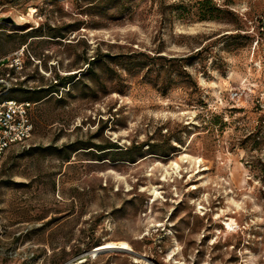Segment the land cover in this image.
Instances as JSON below:
<instances>
[{
	"label": "rangeland",
	"instance_id": "1",
	"mask_svg": "<svg viewBox=\"0 0 264 264\" xmlns=\"http://www.w3.org/2000/svg\"><path fill=\"white\" fill-rule=\"evenodd\" d=\"M212 1L0 0V100L34 103L0 264H264V0Z\"/></svg>",
	"mask_w": 264,
	"mask_h": 264
},
{
	"label": "built area",
	"instance_id": "2",
	"mask_svg": "<svg viewBox=\"0 0 264 264\" xmlns=\"http://www.w3.org/2000/svg\"><path fill=\"white\" fill-rule=\"evenodd\" d=\"M32 105L28 100L15 98L0 100V166L12 146L24 145L32 137L34 132L30 115Z\"/></svg>",
	"mask_w": 264,
	"mask_h": 264
},
{
	"label": "trees",
	"instance_id": "3",
	"mask_svg": "<svg viewBox=\"0 0 264 264\" xmlns=\"http://www.w3.org/2000/svg\"><path fill=\"white\" fill-rule=\"evenodd\" d=\"M203 2L205 3V6L207 7V9L209 10V12H213L216 10H220L215 3H213L212 0H203ZM13 73V72H12ZM75 73L73 74H68L65 76H61L60 74L56 73V82L53 84H50L48 87H38V88H33V89H29L35 96H40V93H45L43 96H41L39 99L48 96L49 94H51L52 92H56L58 93L60 90V87H66V85L70 82L75 81ZM3 87H5V83L1 84ZM10 88V87H8ZM6 99V98H5ZM31 101V100H28ZM32 102V101H31ZM32 104L34 105V103L32 102ZM32 107L30 108V115L32 112ZM32 119V117H31ZM109 145V146H108ZM96 147H102L101 145H97ZM106 148H111V149H119L121 148V146H119L117 143L115 142H110L109 144H107V146L101 148V149H106ZM109 151H114V150H109Z\"/></svg>",
	"mask_w": 264,
	"mask_h": 264
},
{
	"label": "bare ground",
	"instance_id": "4",
	"mask_svg": "<svg viewBox=\"0 0 264 264\" xmlns=\"http://www.w3.org/2000/svg\"><path fill=\"white\" fill-rule=\"evenodd\" d=\"M23 18V17H22ZM184 159V158H183ZM200 159V158H198ZM200 162V160H198ZM170 167L175 170L180 167L179 162H174L172 161L170 164ZM166 175H164V178H167V174L171 173L169 169L166 170ZM164 173V174H165ZM173 173V172H172ZM152 195H153V201H156L160 195V191L158 190V187L154 186L152 188ZM229 228L231 227V222L226 221L225 222ZM124 251V252H131L133 250L132 245L127 241V240H109L104 243H102L100 246H98L96 249H94L92 252L94 253L92 257L96 258L100 253L105 252V251ZM141 259V258H140ZM86 259H82L78 261L77 263H71V264H81L85 261ZM143 260V259H142ZM135 261L139 262V259L135 257Z\"/></svg>",
	"mask_w": 264,
	"mask_h": 264
}]
</instances>
